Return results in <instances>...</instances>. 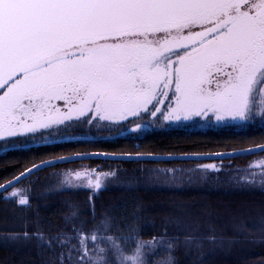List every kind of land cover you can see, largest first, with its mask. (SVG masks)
Listing matches in <instances>:
<instances>
[{
    "label": "snow or ice",
    "instance_id": "snow-or-ice-1",
    "mask_svg": "<svg viewBox=\"0 0 264 264\" xmlns=\"http://www.w3.org/2000/svg\"><path fill=\"white\" fill-rule=\"evenodd\" d=\"M264 126V0H0V142L3 151L61 140L81 142L78 128L144 131L149 126ZM131 126V127H130ZM51 138V139H50ZM58 138V139H57ZM264 154V144L232 153L158 156L153 153H76L33 163L0 184V198L31 211L22 180L61 164L85 159L113 161H203L194 168H157L148 182L169 186L206 180L225 171L223 160ZM231 182L264 190V155L231 169ZM55 190L91 193L92 219L77 211L62 229L45 236L39 223L12 240H36L51 253L48 264H176L178 246L191 254L207 241L222 246L211 214L184 212L177 228L149 241L128 226L110 235L113 221L97 223L94 197L117 180L118 169H69ZM11 189V191H9ZM136 205L134 218H141ZM237 219V218H234ZM91 224V228L86 225ZM238 235L264 234V215L233 225ZM183 236V240H181Z\"/></svg>",
    "mask_w": 264,
    "mask_h": 264
},
{
    "label": "trees",
    "instance_id": "trees-1",
    "mask_svg": "<svg viewBox=\"0 0 264 264\" xmlns=\"http://www.w3.org/2000/svg\"><path fill=\"white\" fill-rule=\"evenodd\" d=\"M264 144V130L227 131L208 130L204 132L169 131L153 133L140 139H118L114 142L98 141L86 145L68 143L49 148L30 150H14L0 155V184L19 174L25 168L41 160L68 155L83 151H99L113 153H214L251 147ZM257 155L239 156L234 159H225V171L218 175L210 174L206 180L198 185L182 184L169 186L147 184L148 174L141 169L151 165L162 167H195L197 163L211 161H126L116 162L124 166L119 169L117 182H132L139 184H120L107 187L94 197L95 216L97 223L105 216L113 221V230L110 235H119L118 230L128 226L138 229L139 238L149 241L159 237L167 231L169 236L175 235L176 226L169 223L184 212L211 214L209 223L204 228H215L216 235L223 240L222 246L213 245L205 241L200 250L189 253L183 244L178 246L173 255L176 264H264V234L249 230L246 235H238L233 227L239 221L251 223L264 215V190L259 187L242 188L231 182L230 170L242 169ZM103 164L102 160H89ZM218 166L221 161L216 160ZM66 164L46 168L32 175L20 184L28 182L34 177V186L30 188L31 211H23L13 201L0 198V264H48L51 253L40 247L36 240H12V234L22 233L25 227L31 233L39 223L45 236L66 225V217L72 211H77L79 220H91L89 212L92 205L89 203L91 193L78 190H55L58 182L45 185V178L49 179L51 171L64 167ZM147 174V175H146ZM36 179V180H35ZM141 182V183H140ZM20 184L16 185L19 186ZM147 184V185H146ZM11 191V189H9ZM136 205L142 206L139 220L134 218ZM237 218V219H234ZM91 228L92 225H86ZM183 240V236H181ZM167 253L153 258V264L165 258Z\"/></svg>",
    "mask_w": 264,
    "mask_h": 264
},
{
    "label": "rangeland",
    "instance_id": "rangeland-1",
    "mask_svg": "<svg viewBox=\"0 0 264 264\" xmlns=\"http://www.w3.org/2000/svg\"><path fill=\"white\" fill-rule=\"evenodd\" d=\"M162 125L156 124L154 126H149L144 131H140V132H129L127 130V128H125L124 130H122L123 133H124L123 135H121V131L120 130H116V129H114V130H112L110 132H95V131H93V134H94V136L96 138H101V139L102 138H105L106 136L112 137V135H118V136L121 135V136L126 137V138L127 137H130V138H138L139 139L140 137L141 138L142 137H146V136H148L150 134H153V133H164V132H169V131L204 132V131H207V130H210V129H212V130H220L221 129V130H227V131H229V130L230 131H233L234 130V131L245 132V131H253V130H257V131L264 130V126H261L259 123H254V124H250V125H238V126H236V125L217 126V125L213 124L210 127H205V125H199V124L198 125H194V126H192V125H184L183 127H181V126L180 127H170V126L167 127L165 125H163L164 126L163 127ZM74 134L75 135L84 136V137H87L88 135H92L91 133L85 132L84 130H79L77 132H74ZM62 141H64V140H61V141H59L58 143H55V144H59ZM28 144H29V147L28 148H32V147H35V146L36 147L37 146H45L46 147V146H50V145L51 146L52 145H55V144L44 145L43 141L40 140V139H37L36 141H29ZM23 149H26V148H21V149H16V150H23ZM10 151H14V150H10ZM6 153L7 152H4L3 151V144L0 145V155H4ZM261 155H264V154H261ZM261 155L256 156L255 158H253L251 161H249L247 163V165L249 163H251L252 161L259 160ZM207 163H215L218 166V163H216L215 161H211V162H207ZM81 167H83V166L82 165L81 166H73V167H68V168L62 167V168H59V169L52 170L51 171V175L52 174H59V173H62L64 171H66V170H69V169H80ZM100 167L105 172H107L109 170H117V169H118V171H119V169L121 171H124V168H123L124 166H122L120 164H117V163H107L106 165H100ZM145 167L147 169H141V170H142L143 173L146 172L148 174V176L152 175V173L148 171L150 169H157V168L169 169V168H171V167L166 168V167H162V166H155V168H152L154 166L151 167V165H148V166H145ZM190 168H194V167L193 166H188V167L183 166V167H180V168L179 167H176V169H185V170L190 169ZM60 178L61 177L59 175L51 176L50 179H49V176H48V179L45 178V180H46L45 181V185L48 184V183H50L51 180L53 182H58ZM33 183H34V177L31 178L28 182L23 183V184H20L19 186H17V188L24 187V188H29L30 189L31 186H34L35 185V183H34V185H33ZM119 183L120 182H117V180H114V181H112V182H110L108 184V187H111V186H114L115 187L116 184L119 185ZM146 183L148 185L151 184L149 182H146ZM199 183H201V180L194 181L191 184L198 185ZM120 184H125V185L130 186V185L139 184V182H138V180H134L132 182H126V183L121 182ZM156 185H159V184H156ZM160 185H161V183H160ZM257 187H259V186H257Z\"/></svg>",
    "mask_w": 264,
    "mask_h": 264
},
{
    "label": "flooded vegetation",
    "instance_id": "flooded-vegetation-1",
    "mask_svg": "<svg viewBox=\"0 0 264 264\" xmlns=\"http://www.w3.org/2000/svg\"><path fill=\"white\" fill-rule=\"evenodd\" d=\"M161 125V124H160ZM163 125L167 126V127H183L184 125H169L168 123H163ZM162 125V126H163ZM198 125V124H197ZM194 126V125H192ZM211 126V125H210ZM210 126H206L205 127H210ZM230 126V125H229ZM164 127V126H163ZM79 130H84L85 132H89L91 133L92 135H88L86 137V139H84L83 141L81 142H77V141H62L60 142L59 144H55V145H50V146H35V147H32V148H26V149H23V150H30V149H36V148H51V147H54L56 145H65V144H68V143H72V144H75V145H86V144H90V143H95V142H98V141H110V142H114L118 139H138V138H130V137H123L121 135H112V137L110 136H106L105 138H96L93 134V131L95 132H110L109 130H96L95 128H92V129H87V128H78L75 130V132L79 131ZM114 130V129H113ZM112 131V130H111ZM208 131V130H207ZM141 138V137H140ZM139 138V139H140ZM143 138V137H142ZM3 142H0V145H2ZM83 152H87V151H83ZM90 152V151H89ZM103 161V160H102ZM107 163H116V162H113V161H104L103 164H97L95 162H88V161H80V162H75V163H68L64 166V168H68V167H73V166H87L89 168H96L97 166H100V165H106Z\"/></svg>",
    "mask_w": 264,
    "mask_h": 264
},
{
    "label": "water",
    "instance_id": "water-1",
    "mask_svg": "<svg viewBox=\"0 0 264 264\" xmlns=\"http://www.w3.org/2000/svg\"><path fill=\"white\" fill-rule=\"evenodd\" d=\"M167 123V122H166ZM174 125H177V124H172V126H174ZM223 125H230V124H220V125H217V126H223ZM236 126H238V125H236ZM252 147V146H251ZM248 148H250V147H246V148H240V149H233V150H229V151H222V152H214V153H198V154H217V153H232V152H238V151H240V150H242V149H248ZM78 153H108V154H115V155H120V154H132V155H135L136 153H138V152H129V153H113V152H99V151H90V152H78ZM74 154H76V153H72V154H68V155H62V156H69V155H74ZM142 154H147V153H142ZM153 154H155V155H158V156H164V157H166V156H168V155H172V156H177V157H179V156H182V155H185V154H193V153H176V154H163V153H153ZM58 157H60V156H58ZM239 157V156H238ZM54 158H57V157H52V158H49V159H45V160H50V159H54ZM89 160H98V159H85V160H81V161H89ZM99 160H103V159H99ZM103 161H113V160H103ZM162 161H167V160H162ZM173 161H183V160H173ZM188 161H192V160H188ZM204 161V160H203ZM207 161H216V160H207ZM40 162V161H39ZM39 162H37V163H39ZM77 162H80V161H77ZM113 162H126V161H113ZM134 162H136V161H134ZM157 162H161V161H157ZM62 165V164H61ZM32 167V165L30 166V167H28V168H31ZM24 171V170H23ZM18 175V174H17ZM12 179V178H11ZM24 180H26V179H24ZM24 180H22V181H24ZM21 181V182H22ZM6 182V181H5ZM5 182H3V183H5ZM2 183V184H3Z\"/></svg>",
    "mask_w": 264,
    "mask_h": 264
}]
</instances>
